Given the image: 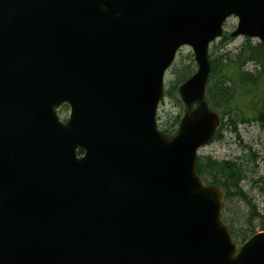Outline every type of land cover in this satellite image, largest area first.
I'll list each match as a JSON object with an SVG mask.
<instances>
[{
  "label": "water",
  "instance_id": "1",
  "mask_svg": "<svg viewBox=\"0 0 264 264\" xmlns=\"http://www.w3.org/2000/svg\"><path fill=\"white\" fill-rule=\"evenodd\" d=\"M231 17L232 38L264 44V0H0V264H264V231L239 246L197 170L221 127L210 45ZM185 46L197 70L167 135Z\"/></svg>",
  "mask_w": 264,
  "mask_h": 264
},
{
  "label": "trees",
  "instance_id": "2",
  "mask_svg": "<svg viewBox=\"0 0 264 264\" xmlns=\"http://www.w3.org/2000/svg\"><path fill=\"white\" fill-rule=\"evenodd\" d=\"M230 40L226 33L217 44H213L214 53L218 55L210 54L212 71L206 97L211 108L222 118L221 129L215 140L222 138L226 124L224 118H227L235 129L238 123L248 125L252 122H263L264 126V44L246 39L237 53L222 51ZM250 64L255 66L253 70L248 69ZM191 66L192 64L185 66L175 73V80L166 92V96L178 102V105L182 102L177 90L192 75ZM180 119L181 116L173 121L167 120L159 124V127L168 135L175 134ZM79 154H83V151H79ZM197 170L206 183L217 184L223 189V218L230 226L235 241L244 242L257 232V228L258 231H264V215L258 212L248 192L243 189L242 182L247 174L242 162L199 157ZM238 201L249 208V212L242 211V217L231 212V206ZM255 220H259V224H254Z\"/></svg>",
  "mask_w": 264,
  "mask_h": 264
},
{
  "label": "rangeland",
  "instance_id": "3",
  "mask_svg": "<svg viewBox=\"0 0 264 264\" xmlns=\"http://www.w3.org/2000/svg\"><path fill=\"white\" fill-rule=\"evenodd\" d=\"M237 27V20L231 18L226 26V33L230 37V33ZM230 41L225 44V48L222 49L227 52L237 53L243 44L245 38H231ZM219 41H216L217 44ZM253 42H257L253 40ZM214 53V45H211L210 54ZM221 53V52H220ZM218 53H214L213 56H217ZM192 64L193 73L196 72L197 66L194 61V54L190 47H183L172 66L167 72L165 78L166 92L171 86V82L175 80V73L185 66ZM254 65H249L248 69L253 70ZM192 73V74H193ZM178 93V92H177ZM178 102L170 99L166 96L165 100L161 103L158 111L159 124L165 123L167 120L173 121L176 117H183L185 113V107L182 104L178 105ZM69 105H63L59 108L58 114L62 121H66L70 117ZM226 124L222 131V138L220 140H214L208 145L199 150V157L212 158L217 161L223 160H238L244 164L247 177L242 182L243 189L248 192L253 203L256 205L260 214L264 215V126L263 122H252V124L238 123L235 129L224 118ZM162 130V129H161ZM231 212L238 214L240 217L244 216L242 211L249 212V208L243 202H236L232 205ZM254 224H259V220H255ZM259 228H257V231Z\"/></svg>",
  "mask_w": 264,
  "mask_h": 264
}]
</instances>
